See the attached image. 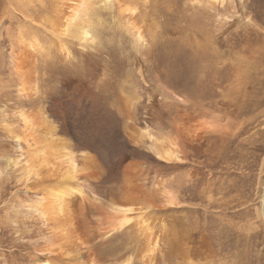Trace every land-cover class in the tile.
I'll return each instance as SVG.
<instances>
[{
  "label": "bare ground",
  "instance_id": "obj_1",
  "mask_svg": "<svg viewBox=\"0 0 264 264\" xmlns=\"http://www.w3.org/2000/svg\"><path fill=\"white\" fill-rule=\"evenodd\" d=\"M17 1L25 2L29 6L36 1V4L33 6L36 10L43 11L50 9L55 18L48 20V22L44 19L41 20L42 23L47 24V31L52 36L50 39H47L44 45L36 35L30 34L31 36L29 35L30 37H27L24 33L25 29L22 30L20 28L15 36V39L18 40L17 43L20 45V48L12 53V63L17 74L15 89L17 100L21 99V102H26L31 106L38 103L41 107L35 109L30 106L29 108L31 110L25 108L29 112H26L25 109L23 111L19 110L21 112H18L16 117L14 116L16 118L15 123H10V117H8L9 115L7 116L8 112L6 113L5 109H0L1 130L8 138L0 140V145L3 146L5 143L9 145L12 143L16 149V153L13 152L15 154H12L13 156L10 157L8 155L3 158L4 160L6 159V165L3 164L4 161H0V264H161V260L163 259L167 264H177L180 260H183V264H212V250L211 245H209L207 233L200 234V231H197V233L196 231L193 232L188 228H184L173 219L163 218L161 211L160 213L157 212L160 207L176 206L175 208L180 210L184 208L183 204L185 203L183 200H180L179 190L177 189V193L173 191L177 183L180 182L178 179L180 176L169 175L166 177L161 172V169L153 168L155 176L151 179V170L142 167L139 162L133 161V159L130 160L126 156L123 158L122 155L118 159L116 158L113 163L114 168L118 171L116 188L119 189L117 191L119 194H116L115 197H110L109 207L105 206L103 202L100 204L98 194L92 197L89 195L90 193L88 194L86 192L84 181L96 178L101 183L104 181L103 174H105L106 170L102 166L103 170L101 172L98 171L97 168L100 167V163L92 154L83 157V159H78L68 144L64 142L65 138L58 134V128L60 132L63 131L62 125L57 124L56 120L51 118L48 109L41 105L42 101L50 102L53 97H50L49 94L46 96L43 95L37 82V66L33 52L37 50L40 42L45 47V51L44 49L42 50L44 51V55L47 52L49 53L48 48H55L61 57L67 59L76 56L75 47L73 46L76 45V41L83 48L87 45L98 43V46H101V40H96V36H93L95 28L93 27L92 16L89 15L92 9L91 7L95 2L93 0ZM136 1L118 0L114 2V5L116 4L119 18L122 17L125 20V25L130 29L131 35L140 43L138 45L140 46L139 51L141 49L147 50L151 44L150 42L154 41L158 36V30L156 31L155 23L148 22L145 18L146 15L143 14L146 10L145 6L141 2L137 3ZM255 1L191 0V6L189 5L194 8L193 13L197 11L196 13L200 14L201 11H207L211 14L209 16L202 14L206 16V21L202 20L204 22L197 19L191 22V27L195 28V36L193 38L194 47L197 49L194 50L196 52L198 50V52L195 54L192 50L191 54L190 52H185L189 56L191 61L190 67H193L194 72L193 76L190 74L189 79L197 77L190 84H193V87H206L208 85V94L214 92L213 85L214 83L217 84L219 88L217 91H220L218 100L222 104L226 103L225 100L227 97L232 100L231 96L233 95L229 91H225L227 86L235 88L237 92L240 90L239 96L242 95V98L240 101L238 99L235 100L238 105H244L248 99L247 97L244 99V91L242 92L241 86L245 82L250 83L251 79L253 80L250 73L254 68L248 64L246 65L247 62H245V59L243 61V57L249 59L251 65L253 61L257 62V64L264 62V26L262 25L263 20L260 21L259 19V16L264 14V4H262L264 0H259L258 3ZM148 2L154 5L159 0H144L143 4ZM255 3L257 4L254 5ZM227 4H229L231 10L227 8ZM142 6L145 8L143 11ZM256 9H262V11H258L256 14ZM198 14L197 18L200 17ZM23 17L32 19L26 22L37 27L36 24H33V17L28 18V13H23ZM239 18L243 19L240 20ZM236 23L239 25L244 24L245 28L243 30H237L240 36L230 39L227 37L228 35L225 36L224 34L230 25H235ZM207 25L211 26L213 30L209 29ZM67 36L72 38L66 43L62 37ZM260 36L263 37L261 40L262 45L259 47L253 45V42ZM241 45V49H238ZM98 46H95L94 50L88 52V54H92L94 57H96L95 55H99L96 51L101 50V47ZM222 46L234 50L235 57L230 58L228 63L226 59L220 60L224 56L220 58L217 56L215 59L216 55L221 52L220 49H222ZM207 53H209V59L206 58V60L208 59L210 61V63H207L214 67V71H210L212 73L202 74L199 68L201 62L204 64L202 57ZM106 67L110 71L109 66ZM229 67L234 68L230 82L227 79L228 77L230 78L231 74L227 71L230 69ZM104 74L106 75L105 71ZM206 75H208L207 78L205 77ZM223 86H225L224 89ZM227 88L229 89V87ZM127 97H122L120 111H123V116L129 118L133 105L130 106L131 102H128ZM114 99L111 97L110 104ZM201 103L195 104L196 108L194 109L197 110L196 113L191 112V121L189 123L186 121L189 117L183 118L178 114L174 115V120L171 122L172 128L165 136H155L148 129L131 130V128L128 129L127 134L130 139L136 140L137 144L142 141L143 137L152 140L150 147L153 149L154 156L151 157L158 164L161 162L171 170H177V168L186 166L190 178L199 177V175L201 176L202 167L200 164H203L205 161L199 160L198 157H195L196 159H190L188 154L189 148L196 147L197 149V147H202L203 149L207 145L206 142L211 133L219 134L224 138L225 136L223 135L229 134L231 124L230 118V122L227 120V122L223 123L221 121L222 118L219 120L213 115L211 108L208 109L207 105L203 106L204 104L202 105ZM14 104H17V102ZM1 105L0 103V107ZM229 105L233 107L234 103L230 102ZM231 109H234V107ZM239 111L241 112V110ZM240 112H238L239 115ZM19 125L20 128L18 129L17 127ZM146 152L148 154L149 151ZM1 154L2 156L5 155L4 152ZM135 156L137 157V155ZM80 160L82 161L80 162ZM159 167L157 166L156 168ZM211 172L210 174L207 173L209 176L208 183L212 181ZM151 180L152 185L147 187ZM108 185H105L107 192H104V195L107 193L111 194L112 188H114L112 186L108 188ZM104 195L102 198H104ZM190 196L193 197V195ZM208 197L212 198L213 194ZM211 198L209 199L210 201L212 200ZM104 199H106V196ZM15 202L21 207L19 209L20 212L16 209ZM262 203L263 208L259 205L256 206L255 210L257 217L264 223V202L262 201ZM174 216L175 218H184L180 213ZM8 227L18 233V235L13 236L11 232L9 233ZM125 236L128 237L125 238L124 243H121ZM119 237L123 238L122 240L120 239L121 241L119 243L121 246L118 249L120 250L122 248L124 250H120L121 252L119 254L117 253V257L114 256L115 259L111 262L112 260L110 261L107 256V259L105 258L102 247L112 243ZM6 241L14 243L15 248H17L14 249V253L1 254V244L7 243Z\"/></svg>",
  "mask_w": 264,
  "mask_h": 264
},
{
  "label": "rangeland",
  "instance_id": "obj_2",
  "mask_svg": "<svg viewBox=\"0 0 264 264\" xmlns=\"http://www.w3.org/2000/svg\"><path fill=\"white\" fill-rule=\"evenodd\" d=\"M93 1L95 4L93 5L94 7H91L89 15L92 16L93 27L95 28L93 36H96V40H101V46H98V43L87 45L83 48L76 41V45H73L76 56L67 59L61 57L55 48H48V55H44L45 47L40 42L37 50L33 52L37 66V82L43 95L49 94L50 97H53V99L51 98L52 101H42L41 105L48 109L51 118L55 119L57 124L62 125L63 131L60 132L58 128V134L65 138L64 142L68 144L78 159H83V157L92 154L100 163V167L97 168L98 171L106 170L105 174H103L104 181L101 183L96 178H94L95 180L84 181L86 192L90 193L89 195L92 197L98 194L99 203L103 202L105 206L109 207L110 197H115L116 194H119L117 192L119 189L116 188L118 171L114 168L113 163L116 158L118 159L122 155L123 158L126 156L130 160L133 159V161L139 162L142 167L151 170V179L155 176L153 168L161 169V172L166 177L169 175L180 176L178 179L181 183L178 182L175 189L173 187L172 189L176 193L178 192L177 189L179 190L180 200L185 203L183 204L184 208L180 210L176 209V206L160 207L157 212L160 213L161 211L163 218L173 219L184 228H188L193 232L207 233L212 250V264H264V223L257 217L255 210L256 206L259 205L263 208L262 201L264 202V62L257 64V62L253 61L252 65L254 64V66H252L249 59L243 57V61L245 59V62H247L246 65L248 64L254 68L250 73L254 81L251 79L250 83L245 82L246 85L243 84L244 86H241L242 92L244 91V99L246 97L248 99L244 105H238L235 100L238 99L240 101L242 98V95L239 96L240 90L237 92L231 86H227L229 89L223 86V89L225 88V91H229L233 96H231L232 100L227 97L226 103L222 104L218 100L220 91H217L219 89L217 84L214 83V92L211 94H208V85L206 87H193V84H190L197 77L189 79L190 74L193 76L194 72L193 67H190L189 56L185 53L187 51L191 54V50L194 54L198 52V50L197 52L194 50L197 49L194 47L193 38L195 36V28L191 27V22L195 19L206 21V16L203 15H211L209 12L201 11L198 14L196 11L193 13L194 8L190 7L191 0H159L154 5L150 4V2L143 4L144 0H133L137 3L141 2L145 6L146 10L143 12L146 15L145 18L148 22L155 23L156 31L158 30V36L154 41L150 42L149 48L139 51L140 46L138 45L140 43L131 35L130 29L125 25V20L122 17L119 18L116 4L114 5V2L118 0ZM258 1L256 0L255 2L258 3ZM35 4L36 1L29 6L27 3L17 0H0V103L2 104L0 109H5V112H8L7 116L9 115L8 117H10V123L16 122L15 117L18 112L20 113L31 106L26 102H21L19 98L17 100V93H15L17 74L12 63V53L20 48L15 36L20 28L22 30L25 29L24 33L27 37H30V34L36 35L37 38L41 39L40 41L43 45L46 44L47 39L52 37L47 31V24L42 23L41 20L44 19L48 22V20L55 17L50 9L36 10L33 7ZM143 6L142 11L145 9ZM227 8L231 10L229 4H227ZM27 9L28 11H26ZM258 11H262V9H256L255 13L257 14ZM23 13H28V18L33 17V24H36L37 27L26 22L32 19L23 17ZM197 14L200 16L199 18H197ZM259 19L260 21L263 20L262 22L264 23V14L260 15ZM263 23L262 25L264 26ZM207 27L213 30L211 26L207 25ZM243 28H245L244 24L239 25L236 23L235 25H230L224 35H228L227 37L230 39L237 38L240 36L237 30H243ZM62 38L67 43L72 37ZM262 38V36L258 37L253 42V45L261 46ZM95 46L101 47V50L96 51L99 53V55H95L96 57L88 54V52L94 50ZM241 47L242 45L238 49H241ZM43 49L44 51H42ZM220 51L215 59L217 56L219 58L224 56V59L220 58V60L226 59L228 63L230 58L235 57L234 50L226 46H222ZM208 54H205L204 58L201 56L204 64L201 62L199 71L202 74L214 71V67L209 65ZM97 57H99L98 60H96ZM206 58L208 59L206 60ZM71 59L72 62H75L72 63ZM106 66H109L110 71ZM229 68L227 71L231 74L230 78L228 77L227 79L230 82L234 68ZM205 77L207 78L208 75ZM253 82L254 84H252ZM203 91H205L204 95ZM123 96H128V102H131L130 106L133 105L129 118L123 116V111H120ZM8 97L10 98L7 100ZM111 97L115 99L110 104ZM15 99L17 104H14L16 103ZM199 102H202L203 106L207 105L208 109L211 108L213 115L219 120L222 118L221 121L223 123L231 120V124L229 123V134L223 135L225 136L224 138L219 134L211 133L207 139V145L203 149L202 147H197V149L196 147L189 148L190 159L198 157L199 160H203L206 163H203L204 165L200 164L202 166L201 176L195 177L196 179L188 176L189 171L186 166L177 168V170L173 169L176 170L173 171L161 162L158 164L151 157L154 156L153 149L150 147L152 140L143 137L142 141L137 144L136 140L130 139L127 134L128 129L131 128V130L148 129L155 136H165L172 128L173 116L178 114L183 118L189 117L186 120L189 123L191 121V112L196 113L195 104ZM230 102L234 103V109L238 110L231 109L233 107L229 105ZM31 107L39 109L41 106L35 103ZM213 107H215V110ZM242 109L245 111H242ZM109 110L110 112H108ZM25 111L29 112L28 109H25ZM228 112L230 113L228 114ZM238 112H240V115ZM126 126L127 128H125ZM17 128L19 129L20 125ZM17 128L16 130H18ZM1 129L2 127L0 126V140H5L7 137ZM15 151L16 149L12 143L0 145V161H4L3 164L6 165V159L4 160L3 158L8 155L10 157L13 156L16 153ZM146 151H149L148 154ZM3 152L5 153L4 156L1 154ZM13 152L15 153L13 154ZM138 158L139 160H137ZM157 166L160 167L156 168ZM207 169L209 172H207ZM210 171H212V181L208 183L209 176L207 173L210 174ZM151 183L152 180L147 187L151 186ZM178 184L181 188H179ZM105 185H108V188L114 187L111 194L107 193L108 195H104V192H107ZM194 191L195 193L193 194ZM189 194L193 195V197ZM208 194H213V197H208ZM103 195L104 198L106 196V199L102 198ZM195 196L196 198H194ZM210 198L212 199L211 201L209 200ZM15 207L20 212L19 209L21 207L19 204H16ZM99 210L101 211L100 208ZM179 213L184 218H175L174 215ZM8 228V232H11L13 236L18 235L10 227ZM126 237L128 236L119 237L117 238L118 240L115 239L112 243L104 245L102 250L105 253V258L107 256L113 262L115 257H117V253L119 254L120 250H124L122 248L119 250L118 248L121 246L119 242L123 238L121 243H124ZM6 242L1 244V254L14 253V249H17L14 243ZM109 249L111 252H109ZM163 261L164 259L161 260V264H167ZM177 264H183V260L178 261Z\"/></svg>",
  "mask_w": 264,
  "mask_h": 264
}]
</instances>
